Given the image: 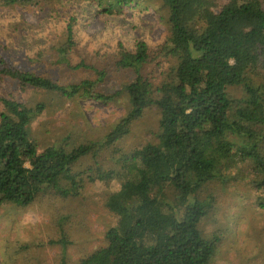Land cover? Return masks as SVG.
<instances>
[{"label":"trees","instance_id":"16d2710c","mask_svg":"<svg viewBox=\"0 0 264 264\" xmlns=\"http://www.w3.org/2000/svg\"><path fill=\"white\" fill-rule=\"evenodd\" d=\"M92 1L95 11L107 16L154 1L164 13L166 32L154 48L141 41L130 50L118 44L114 67L131 72L133 80L111 95L94 89L106 77L104 70L95 71L93 81L59 84L0 60V78L19 91L65 99L86 96L102 103L124 95L129 104L101 139L83 141L69 151L64 139L40 151L29 127L44 105L29 107L2 95L0 205L27 207L47 191L63 199L75 197L85 180L117 181L119 189L106 198L115 224L104 234L105 245L79 264H211L219 238L203 236L199 229L214 204L211 197L201 198L204 187L216 180L227 184L235 172L249 169L255 205L264 209V0H223L220 5L213 0ZM29 2L0 0V7ZM72 22L66 24L63 42L49 47L48 58L67 70H91L83 59L71 64L77 48ZM151 64L159 77L155 70L145 71ZM232 88H241V97H234ZM150 107L159 111L156 143L111 155L114 162L103 167L101 156ZM86 157L93 164L74 172Z\"/></svg>","mask_w":264,"mask_h":264},{"label":"rangeland","instance_id":"374dc122","mask_svg":"<svg viewBox=\"0 0 264 264\" xmlns=\"http://www.w3.org/2000/svg\"><path fill=\"white\" fill-rule=\"evenodd\" d=\"M222 1L213 0L215 5ZM160 10L154 1L125 7L115 16L96 12L92 0H31L11 8L0 7V60L17 69L46 75L59 84L93 81L95 71L104 70L106 77L94 89L111 95L133 80L131 72L114 67L118 44L126 50L133 49L136 41L152 48L158 45L166 32ZM71 18L77 43L70 56L71 64L83 59L93 67L91 70H67L48 58L49 47L65 39V27ZM37 54L43 58H31ZM152 70L157 72L154 64L145 71ZM229 91L237 98L242 95L241 88ZM2 95L16 97L29 107L44 105L29 127L30 137L40 151L64 139L68 151L83 141L99 140L129 109L124 95L106 103L86 96L65 99L39 90L19 91L6 78H0ZM158 120L157 108H148L132 124L128 135L101 156L100 164L109 169L114 156L156 143ZM92 164L91 157L83 158L73 171L82 172ZM234 177L227 184L213 181L201 193L202 199L214 200L209 214L199 224L203 236L219 238L211 264H264V209L255 205L257 193L250 183L249 169L241 174L235 172ZM118 189L117 181L85 180L75 197L63 199L47 191L27 207L1 204L0 264H79L105 245L104 234L116 221L106 198Z\"/></svg>","mask_w":264,"mask_h":264}]
</instances>
